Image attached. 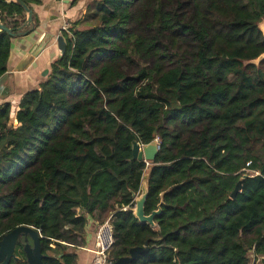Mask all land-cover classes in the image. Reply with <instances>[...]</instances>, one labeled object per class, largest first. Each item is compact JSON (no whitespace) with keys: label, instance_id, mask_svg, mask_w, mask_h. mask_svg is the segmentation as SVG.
I'll list each match as a JSON object with an SVG mask.
<instances>
[{"label":"trees","instance_id":"trees-1","mask_svg":"<svg viewBox=\"0 0 264 264\" xmlns=\"http://www.w3.org/2000/svg\"><path fill=\"white\" fill-rule=\"evenodd\" d=\"M42 2L0 0V78ZM263 21L264 0L91 3L16 126L0 104V243L29 227L43 264H80L67 247L109 218L110 262L146 248L129 264H264ZM155 140L153 163L132 159ZM147 172L154 228L132 212ZM25 239L9 264H27Z\"/></svg>","mask_w":264,"mask_h":264},{"label":"crops","instance_id":"crops-1","mask_svg":"<svg viewBox=\"0 0 264 264\" xmlns=\"http://www.w3.org/2000/svg\"><path fill=\"white\" fill-rule=\"evenodd\" d=\"M95 1L98 0H43L41 5L33 7L38 22L36 30L28 36L12 41L7 72L4 74L7 77L4 89L0 90V104L11 106L10 122L13 126L17 125L14 122L22 97L39 89L40 84L45 82L49 75L50 65L60 57L55 38L61 36L63 28L68 29L78 23L88 6ZM44 33L53 36V39L37 58H31L28 55L30 48L40 34ZM77 253L80 254V264L91 263L94 258V236L90 242L87 240L86 247Z\"/></svg>","mask_w":264,"mask_h":264},{"label":"water","instance_id":"water-1","mask_svg":"<svg viewBox=\"0 0 264 264\" xmlns=\"http://www.w3.org/2000/svg\"><path fill=\"white\" fill-rule=\"evenodd\" d=\"M22 8L27 13V21L28 24L31 23V17H32V11L27 8L25 5H21ZM264 22V21H263ZM262 22V23H263ZM261 23V24H262ZM261 24L259 25V29L261 33L264 36V32L261 30ZM53 39V36H50L48 34H40V36L37 38L33 46L30 48L28 55L31 58H37L47 47L49 42ZM55 42L57 44L58 51L61 56L65 54L66 51V44L64 39L61 36H58L55 38ZM264 59V54H262L257 60L250 62V64L258 65L259 62H261ZM7 76L4 75L2 78H0V90L4 89V81ZM17 124V121L15 122ZM159 151V144L156 141L151 142L147 146H141L140 144L133 142L132 145V159L138 160L144 162L147 166L149 163H153L156 159V156ZM148 178H149V172H147L141 182V193L138 197H135L133 194V198H135V207L132 210L134 217L138 220L140 224H147L151 228H154L155 217L160 215V204L157 207V210L152 212L150 215H145L144 213V204L148 193ZM241 191V182H239L232 194L231 199H235L236 195ZM21 236L28 237L32 242V247L29 248V246H26L24 248L25 256H26V262L27 264H43L42 259L43 255L41 252V244H40V232L35 231L32 228L29 227H17L12 232L4 236L3 240L0 243V264H9L11 259L14 256V250L17 241ZM148 250L146 248H133L129 251V256L119 258L115 262H111L109 264H129L133 262L138 255L145 254Z\"/></svg>","mask_w":264,"mask_h":264},{"label":"built area","instance_id":"built-area-1","mask_svg":"<svg viewBox=\"0 0 264 264\" xmlns=\"http://www.w3.org/2000/svg\"><path fill=\"white\" fill-rule=\"evenodd\" d=\"M63 28V31H66ZM158 143V140H155ZM114 244L113 227L108 219L98 229L94 235V258L92 264H109L108 255ZM250 264H253L254 256L249 254Z\"/></svg>","mask_w":264,"mask_h":264},{"label":"rangeland","instance_id":"rangeland-1","mask_svg":"<svg viewBox=\"0 0 264 264\" xmlns=\"http://www.w3.org/2000/svg\"><path fill=\"white\" fill-rule=\"evenodd\" d=\"M78 213V212H77ZM109 218H104V222L107 221ZM98 227L95 223H92L87 229L86 232L84 231L83 234L81 236L78 237L77 239V243L78 245H71L67 247V253H77L79 251H81L82 249H84L87 245V240L90 242V239L92 238V236H94V234L96 233ZM83 239V241L81 240ZM23 244L26 246H29V248L32 247V242L30 239H25ZM51 254V253H49ZM110 255V253H109ZM87 264V263H86ZM92 264V263H89Z\"/></svg>","mask_w":264,"mask_h":264},{"label":"bare ground","instance_id":"bare-ground-1","mask_svg":"<svg viewBox=\"0 0 264 264\" xmlns=\"http://www.w3.org/2000/svg\"><path fill=\"white\" fill-rule=\"evenodd\" d=\"M261 30L264 32V22L261 24Z\"/></svg>","mask_w":264,"mask_h":264}]
</instances>
